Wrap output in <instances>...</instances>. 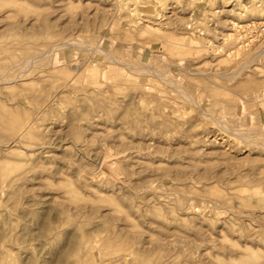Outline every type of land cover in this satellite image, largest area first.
<instances>
[{
    "label": "rangeland",
    "instance_id": "rangeland-1",
    "mask_svg": "<svg viewBox=\"0 0 264 264\" xmlns=\"http://www.w3.org/2000/svg\"><path fill=\"white\" fill-rule=\"evenodd\" d=\"M0 264H264V0H0Z\"/></svg>",
    "mask_w": 264,
    "mask_h": 264
}]
</instances>
